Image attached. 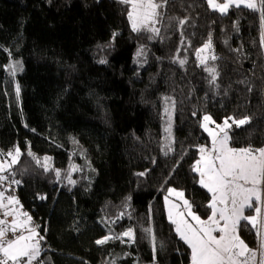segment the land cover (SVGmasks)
Returning <instances> with one entry per match:
<instances>
[{
    "label": "trees",
    "instance_id": "trees-1",
    "mask_svg": "<svg viewBox=\"0 0 264 264\" xmlns=\"http://www.w3.org/2000/svg\"><path fill=\"white\" fill-rule=\"evenodd\" d=\"M128 11L121 0H0V153L21 151L9 172L17 191H0L16 196L39 226L42 264H191L163 195L182 189L201 218L210 215L211 195L193 171L209 142L203 116L248 117L228 130L230 146L264 147L259 13L168 0L154 35L134 32ZM209 38L217 59L201 65L196 51ZM205 67L216 69L215 83ZM166 98L174 102L171 151ZM130 228L135 242L96 243Z\"/></svg>",
    "mask_w": 264,
    "mask_h": 264
},
{
    "label": "snow or ice",
    "instance_id": "snow-or-ice-1",
    "mask_svg": "<svg viewBox=\"0 0 264 264\" xmlns=\"http://www.w3.org/2000/svg\"><path fill=\"white\" fill-rule=\"evenodd\" d=\"M167 2L168 0H121V3L129 6L127 16L132 30L149 31L154 35L160 33V29L155 27L161 22L162 13L159 9ZM207 4L221 14H226L231 7L241 6L259 13L262 26L261 43L264 44V0H224L223 3L207 0ZM178 23L182 26L186 20H179ZM211 47L209 38L208 43L197 49L196 56L201 65H206L208 59H217L215 55L210 57L202 55ZM142 54L143 49L137 52V56ZM185 63V60H179L181 66ZM8 68L10 74L15 75L17 66L10 64ZM205 71L211 76L210 82L215 83L216 69L205 67ZM19 92L17 85V96ZM165 115L169 119V126L165 128V132L170 135L171 113L168 108L165 109ZM249 122L248 117L239 120L226 117L222 125L216 124L215 128H210L209 124H215V121L209 115L203 117L201 127L211 137V147L199 148L200 158L193 166V171L199 176V184L211 194L207 205L211 214L207 219H202L192 210V204L184 198L183 192L168 189V196L165 197L168 219L175 225V231L180 239L190 248L191 264H257V250L251 249L238 234L241 221H246L255 230L259 239V264H264V147H231L227 131L232 124L239 127ZM171 150L169 147V151ZM4 155L0 153V157ZM6 155L10 160L0 162V184L8 180V176L2 173L10 172L11 167L18 163L21 151L17 147L14 152L9 151ZM49 159L46 157L43 165L46 171L49 168ZM56 175L59 177V171ZM19 183L18 180H12V184ZM69 183L75 182L69 179ZM173 195L180 199L182 204L173 202L170 199ZM19 205L20 201L15 196H5V192L0 191V212L5 217H13L11 223L0 219V264H32L41 253L40 241L44 237L39 235L38 226L32 225V217L22 212ZM249 209L253 215H245V211ZM188 217L194 223L190 222ZM144 231L152 233L151 228ZM9 233L12 234V238H9ZM122 236L135 242V233L131 228L123 232ZM114 238L121 237L105 236L96 243L102 245ZM151 239L155 248V236L153 235Z\"/></svg>",
    "mask_w": 264,
    "mask_h": 264
},
{
    "label": "rangeland",
    "instance_id": "rangeland-1",
    "mask_svg": "<svg viewBox=\"0 0 264 264\" xmlns=\"http://www.w3.org/2000/svg\"><path fill=\"white\" fill-rule=\"evenodd\" d=\"M217 2L218 3H223L224 2V0H217ZM155 27H157V24L155 25ZM208 43V42H207ZM203 47V45L200 47V48H202ZM199 48V49H200ZM140 51V50H139ZM212 48L211 49H209V50H206L204 53H202V55L203 56H208V57H210V56H212ZM143 57V54L142 55H140V56H137V62H140V59ZM208 60H210V59H208ZM208 60H207V62H208ZM198 61H199V59H198ZM200 63V62H199ZM10 64H15V62H10ZM9 64V65H10ZM207 64V63H206ZM17 69V68H16ZM8 72H9V74H10V69L8 68ZM16 72H17V70L15 71V74H16ZM10 76H11V78H14L15 77V75H11L10 74ZM166 108H168L169 109V111H170V113H171V121H170V126H171V134L169 135V133H167V132H165V128L166 127H168L169 126V119H168V116H166L165 115V109ZM205 115H209V116H211L210 114H205ZM204 115V116H205ZM203 116V117H204ZM212 120H213V118H212ZM202 121H203V119H202ZM214 121V120H213ZM223 121H224V119L221 121V122H215V124H209V127L210 128H215L216 127V124H220V125H222L223 124ZM229 123H231V121H229ZM173 125H174V118H173V104H172V102L171 101H167L166 102V104H165V107H164V125H163V136H164V146H167L168 147V149H169V147L171 148V146H172V142H173ZM233 125V124H232ZM203 129V128H202ZM230 129V128H229ZM229 129H227V131L229 130ZM204 130V129H203ZM206 134H207V136H208V138H209V142L208 143H206V144H203V145H201V146H205V147H208V148H210L211 147V137L208 135V133L206 132ZM200 146V147H201ZM199 147V148H200ZM244 148V147H243ZM14 152V151H13ZM8 158V157H7ZM200 158V157H199ZM10 160V159H9ZM44 161H45V158L43 159ZM48 163H49V161H48ZM196 163V162H195ZM195 165V164H194ZM49 167H50V163H49ZM198 182H199V176H198ZM0 188H2V187H0ZM169 188H172V189H176L177 191H180V192H183L184 193V191L182 190V189H179V188H175V187H168L167 189H166V191H165V193H164V195H163V203H164V206H165V212H166V216H167V218H168V207H167V205H166V203H165V197L166 196H168V189ZM4 190H6V189H4ZM211 195V194H210ZM16 197V196H15ZM17 198V197H16ZM184 198L185 199H187L189 202H190V200H189V198L185 195V193H184ZM170 199L173 201V202H175V203H177V204H182V201L180 200V199H178L177 197H175L174 195L173 196H171L170 197ZM191 203V202H190ZM19 207H20V209H21V211H23V209L21 208V206L19 205ZM192 210L198 215V213L194 210V208H193V206H192ZM26 212V211H25ZM26 213H28V212H26ZM0 214L2 215V212H0ZM210 214H211V210H210ZM254 213L252 212V210H246L245 211V215H253ZM28 215H29V213H28ZM2 217H3V215H2ZM23 219V218H22ZM188 219H189V221L190 222H192V223H194L193 221H191V218L190 217H188ZM203 219V218H202ZM243 221H241L240 223H242ZM247 224V222L246 221H244L243 222V224ZM32 225H34L35 226V223L33 222V220H32ZM174 228H175V225H174ZM238 231H239V229H238ZM245 231H246V233H247V235H248V237L250 238H248L249 239V241L247 240V239H245L243 236H242V234L240 233V232H238V234H239V236H240V238L251 248V249H254V250H257V264H259V260H260V252H259V239H258V237H257V235H256V233H255V230L254 229H252V227H251V225H249V224H247V228H245ZM219 233H217L216 235H218ZM179 236V235H178ZM119 237H121L122 239H125V242L128 240V238L127 237H123L122 236V234L119 236ZM190 249V248H189ZM42 251L43 250H41V253H42ZM41 253H40V258H41ZM190 253H191V251H190ZM32 264H34V262L32 263Z\"/></svg>",
    "mask_w": 264,
    "mask_h": 264
},
{
    "label": "built area",
    "instance_id": "built-area-1",
    "mask_svg": "<svg viewBox=\"0 0 264 264\" xmlns=\"http://www.w3.org/2000/svg\"><path fill=\"white\" fill-rule=\"evenodd\" d=\"M3 160H8L7 157H0V162H2ZM3 175H6L8 176V180L4 181L2 184H0V189H6L8 191H17V184H12V180H10L11 178V174L9 172H5V173H2ZM38 226V225H36ZM37 231L39 232V226L37 228ZM41 236V235H40ZM9 238H12V234L9 233ZM44 239L40 241V244H41V249H42V245L44 243ZM34 264H42V260L40 257L37 258V260H35ZM152 264H158L157 261H153Z\"/></svg>",
    "mask_w": 264,
    "mask_h": 264
},
{
    "label": "crops",
    "instance_id": "crops-1",
    "mask_svg": "<svg viewBox=\"0 0 264 264\" xmlns=\"http://www.w3.org/2000/svg\"><path fill=\"white\" fill-rule=\"evenodd\" d=\"M221 1V0H220ZM221 3V2H220ZM199 155H200V153H199ZM200 157V156H199ZM8 195H12V196H14L13 194H11V193H9V192H5V196H8ZM18 199V198H17ZM19 200V199H18ZM23 209V208H22ZM24 211V210H23ZM22 211V212H23ZM3 215V214H2ZM2 215L0 214V219H5V218H2ZM31 216V215H30ZM5 217V216H4ZM23 217H21V219H22ZM12 219H13V217H11V219L10 220H7V219H5V220H7L9 223H11V221H12ZM203 219H205V218H203ZM207 219V218H206ZM238 229H239V226H238ZM239 232V231H238ZM217 233H215V235H216ZM219 235V234H218ZM217 235V236H218ZM191 251V250H190Z\"/></svg>",
    "mask_w": 264,
    "mask_h": 264
}]
</instances>
